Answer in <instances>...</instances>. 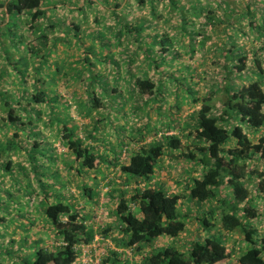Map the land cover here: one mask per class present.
Masks as SVG:
<instances>
[{"label": "trees", "instance_id": "trees-1", "mask_svg": "<svg viewBox=\"0 0 264 264\" xmlns=\"http://www.w3.org/2000/svg\"><path fill=\"white\" fill-rule=\"evenodd\" d=\"M122 1L114 2V5H120ZM209 1L205 0L200 6L195 3L183 6L191 11L206 8L209 13L205 17L206 21L212 22L211 18L214 13H212L211 3H213L221 15L218 20L225 19L224 13H222L223 9L220 8V5H223V0ZM251 1L253 0H246L242 10L228 5L230 11L227 21L232 17H247L251 12ZM167 2L169 7L176 8L180 14L182 13V7L177 5L178 0H167ZM61 3L64 9L68 7L63 4L65 2ZM78 3L73 6V9L83 8L85 1L81 0ZM52 8H54V3L50 5L48 0H0V33L6 32L12 35L10 43L12 47H18V43L21 41L14 37L19 16L25 17L28 22L24 28L32 31L34 36L26 43V47L29 49L28 52L33 53L34 62H37L33 67L36 73L40 69V65L46 64V55L51 48L46 44V36L43 31L52 25L59 27V24L50 21L48 10ZM260 15L264 22V15ZM121 21H119L121 26L112 34L98 33L95 36L98 45L89 44L86 51L98 54L100 59L114 62L118 70V63L121 60L124 61L128 55L121 52L119 57H115L114 52L108 53L105 48L107 47L109 50V46L113 43V46L116 45L119 49L121 47L120 36L130 33L136 42L150 41L159 46L156 57L147 60L153 64V67L157 68L161 60L166 61L168 58L174 57L173 55L181 58V52L171 48L169 44L171 38L165 31L160 34L154 31L155 33L153 32L149 37L142 39L141 24ZM72 23H66L67 29L78 26L77 23ZM149 25L146 24L145 27ZM227 27L236 30L233 24L228 23ZM195 32L192 33L194 38ZM263 46L264 43L260 47ZM97 47L102 50L98 51ZM228 50L232 54L231 63L229 67L225 64V67L236 72L237 77L224 76L220 88L223 93L218 110L212 103L209 94L192 99L197 103L196 106L187 110L182 118L184 125L189 126L187 133L184 132L181 119L178 117V114L186 106L175 105L177 114L174 118H179L177 122L174 120L171 124L167 122L153 126V130H149V134L147 132L146 135L142 133L145 127L142 126L138 138L127 137L125 139L122 137L116 156L112 153L111 156H107L106 148L95 149L98 143H92L96 137L92 132L93 127L88 126L89 122L77 123L73 121V118H70L68 122L72 124L68 126L64 123L65 119L59 118L60 114H56L57 112L53 116L47 114L46 120L53 121L56 118L61 120L60 126L57 128V131L60 132L58 141L63 148L62 151L71 154L73 156L71 160L76 161L79 165V167L75 165L74 174L90 173L91 169H94L95 165L99 163L106 165L107 168L116 169L122 185L114 186L110 192L107 191L108 194L105 193V197L109 196L115 201L113 207L115 220L113 219L110 223H102L103 225L100 224L94 228L91 223L85 220L82 208L78 206V203L73 207L71 203L60 200L57 195L60 192L54 193L53 197V193L44 189V196L39 199L38 206L44 221L51 227V240L45 243L39 234L35 233L30 251L24 255H18L16 262H20V264H69L76 257L75 244L89 242L93 238L94 232L104 236L109 231L107 229L111 228V231L112 229L118 231L113 236V240L114 245L120 249L113 247L104 249L99 264H215L220 261H223L224 264L227 262L229 264H264V231H257V227L251 221L257 215L254 199L264 197V133L261 132L264 131V71L261 72L262 75L259 79L246 82L244 76L246 73L252 74L250 69H254L253 66L248 69L242 55L237 56L241 62L237 61L234 57L235 54L240 53L237 48L232 49L230 46ZM166 51L172 53L167 56L165 55ZM188 51L191 52L192 48L190 47ZM255 51L253 53L254 67L260 72L264 69L261 67L264 57L260 58ZM13 62L22 64V67L17 70L19 82L22 84L28 82L25 77L28 61L19 56ZM87 62L89 63V61ZM181 65L188 71L186 67L189 64L181 62ZM129 67L130 65L127 63L124 71L128 73ZM3 72L1 69L0 74ZM130 75L128 88L133 93L139 96L155 93L157 89L155 81L148 77ZM47 76L46 72L32 78L33 81L30 83L32 91L22 86L20 90L17 89L20 91L17 96L9 97L0 94V100H2L0 109L3 111V114L0 115V128L5 126L22 127L23 120L20 112L25 111L26 107L19 106L21 98L26 102L49 103L51 108H54L55 104L63 103L61 95L52 86L53 83L46 80ZM189 76L191 75L189 74ZM178 81L184 84L181 79ZM186 91H190L189 86ZM99 101V98L92 92L90 97L85 96L84 107L86 109L89 103L94 107L100 103ZM64 102L66 101L64 100ZM30 109L32 115L39 116L38 108ZM172 112L173 110L169 111V113ZM84 114L87 112L84 111ZM73 126L75 132L72 129ZM175 129H178L179 133ZM167 130H171V132L166 133ZM13 134H16L15 130ZM182 135L183 138H186V143L183 142ZM33 144L30 150L23 151L27 158L34 152L45 155L44 152L36 149L38 146L36 141ZM100 145L103 146V144ZM183 146L186 150H183ZM20 147L22 148V145ZM15 148L19 150V142L13 137L5 142L0 140V154L5 149L14 151ZM175 150L176 154L173 157L176 160L186 159L190 165L199 167V174L191 175L186 179L185 183L187 184H184L183 193L169 190V186L163 180L152 181L151 178L162 155L167 152L172 155V151ZM50 157L53 160L55 155L52 154ZM31 158L29 160L32 161L33 158ZM33 165V172L34 170L37 172V164ZM0 168L14 169L10 165V158ZM24 173L26 174L25 171ZM50 174H54L56 177L61 174V171L53 167ZM60 177L62 176L60 175ZM129 177L135 179L134 185L130 188L125 185L129 181ZM112 181L110 178L106 183ZM67 182L68 180L62 177L58 183ZM47 184L40 182L43 188ZM75 184L77 185V181ZM3 189L7 191L5 188ZM81 190L89 196L91 189L88 185L81 183ZM97 190L99 192V187ZM112 192L114 193L112 194ZM84 194L82 197L85 196ZM185 195L189 202L188 205L194 206L195 211L188 212L185 211L188 210L187 208L179 206L180 197ZM217 196L220 197L215 198ZM212 198L219 200L214 204L210 202ZM96 202L97 198L93 204ZM203 202L208 204L204 206ZM191 216L197 221L195 220L192 229H187L188 236L181 238L186 234L184 233L179 238H175L184 231L185 223ZM217 224L222 231L214 227ZM232 230H238L242 242L244 241L246 244L244 249L236 253L232 247H227L225 244V235ZM167 238L173 239L167 241ZM175 239L182 244V248L181 245L176 246L173 243ZM1 254H6L9 257L10 252L0 249V264H6Z\"/></svg>", "mask_w": 264, "mask_h": 264}, {"label": "rangeland", "instance_id": "rangeland-1", "mask_svg": "<svg viewBox=\"0 0 264 264\" xmlns=\"http://www.w3.org/2000/svg\"><path fill=\"white\" fill-rule=\"evenodd\" d=\"M78 1L81 2V0H48L50 5L54 3V8L48 10L50 21L59 24V27L52 25L43 31L46 36V44L51 48L46 55V64L40 65L37 73L33 69L37 62H34L33 53L28 52L29 49L26 47V43L34 35L32 31L24 28L28 23L25 17L19 16L15 28L14 37L21 40L18 47L10 45L12 35L6 32L0 33V70L4 71L0 74V94L9 97L17 96L20 94L17 89L20 90L22 86L32 91L30 84L33 81L32 78L47 72L46 80L53 83L52 86L56 88L63 100V103L55 104V107L51 108L49 103L26 102L21 98L19 106L26 107L25 111L20 112L23 120L22 127L5 126L0 128L1 141L5 142L13 137L19 142V150L16 148L14 151L5 149L0 154V166L5 165V162L10 158V165L14 168H0V188L3 187L7 190L0 189V249L10 252L9 257L6 254H1L6 264H20V262H16V257L30 251L35 233H38L45 243L50 242L51 227L44 221L38 206L39 199L44 196L45 190L53 193L52 196L57 192L62 193L57 194L60 200L71 203L73 207L77 203L79 207L80 204L83 205L86 209L82 214L84 218H88L91 214L89 208L99 194L97 190L100 185L99 176L101 173L111 170V167L107 168L106 165L99 163L95 165L94 169H91L90 173L74 174L75 165L77 167L79 165L76 161L71 160L73 158L71 154L62 151L63 148L58 141L60 132L57 131V128L60 126L61 120L57 118L53 121L46 120L47 114H52V116L60 114L59 118L65 119L64 123L68 126L72 124L68 122L70 118H73V121L77 123L89 122L88 126L93 127L92 132L96 137L92 143H98L95 149L106 148L108 155L112 153L116 156L122 137L125 139L127 137L138 138L142 126L146 127L142 131L146 135L149 130H153V126L167 122L171 124L180 118L183 130L187 133L189 126L184 125L182 118L187 110L196 106L197 103L192 100L194 97L204 94L211 95V101L218 110L223 93L220 88L224 76L237 77V73L228 68L232 56L228 50L230 46L232 49L237 48L240 51V53L235 51L238 53L234 55L236 59L238 55H242L245 66L254 68L250 69L252 74H245L246 82L259 79L262 75L261 72L264 71L263 69L259 72L254 67L253 61L255 50L260 58L264 57V46L260 47L264 43V22L260 15H264V0L251 1V12L247 17H232L229 21H227L229 6L242 10L246 0H223V5H220V8L223 9L222 13H224L225 19L220 21L218 18L221 15L211 3L212 13H214L211 18L212 22L206 21L205 17L209 14L206 8L191 11L183 6H190L191 3L200 6L205 0H178L177 5L183 9L181 14L178 9L169 7L167 0H123L120 5H114V2L119 0H84L83 8L73 9ZM61 2H65L63 4L68 7L64 9ZM258 10L259 12H257ZM120 20L123 23L141 24L142 39L149 37L154 31L158 34L165 31L171 38L169 43L171 48L181 52V58L173 55L174 57L168 58L166 61L159 59V66L153 67V64L147 60L156 57L159 46L150 41L136 42L130 33L120 36L121 47L119 49L116 45L114 47L113 43L109 46V50L104 47L108 53L114 52L115 57H119L121 52L128 55L124 61L121 60L118 63V70L114 62L100 59L98 54L86 51L89 44L98 45L97 37H95L98 33L112 34L121 26ZM72 22L77 23L78 26L67 29L66 23L73 24ZM228 23L233 24L236 30L227 27ZM43 24H45L44 21ZM146 24L150 25L145 27ZM193 31H196L195 38L192 34ZM98 47L97 50L101 51L102 49H98ZM190 47L192 48L191 52L188 51ZM171 53V51H166L165 55L169 56ZM19 56L28 61V70L25 76L28 82L24 84L19 82L17 76V70L22 67V64L13 62ZM32 60L33 62H31ZM237 61L241 62L238 59ZM181 62L189 64L186 67L188 71L184 69ZM127 63L130 65L128 73L124 71ZM225 64L228 67H225ZM261 64V67L264 68V62ZM130 74L148 77L155 81L157 83L155 93L139 96L129 90ZM180 79L184 84L178 81ZM187 86H189V92L186 91ZM92 92L99 98L100 103L94 107L89 103L85 109L84 98L85 96L90 97ZM175 105L186 106L180 113L178 112L179 118H174L177 114ZM168 107L172 109L169 110ZM30 108H38L39 116L32 115ZM172 110L173 112L169 113ZM84 111L87 114L83 115ZM55 112L57 113L55 114ZM1 114L3 111L0 109ZM72 129L75 132L74 126ZM14 130L16 134H13ZM175 131L179 133L178 129ZM165 132L170 133L171 130ZM261 132L264 133V131ZM256 134L258 135V133ZM254 136L256 137L255 134ZM34 141L38 143L36 149L44 152L45 155L34 152L29 155L33 158L31 161L23 151L30 150ZM183 142L186 143V138H183ZM183 150H186L184 146ZM52 154L55 155L53 160L50 157ZM174 154H176V150L172 151V155L168 152L164 153L163 158L161 157V161L160 159L159 161L161 167L168 169L167 178L174 180L171 184L172 188L176 185L177 191L183 193L184 184H187L185 183L186 179L191 175L199 174V167L190 165L186 159L176 161L173 157ZM169 156L172 158L170 159ZM165 160L167 161L164 162ZM33 164H37V172L35 170L33 172ZM53 167L58 168L61 174L56 177L54 174H50ZM182 168L183 173L180 174ZM98 170H101V173ZM60 175L68 182L58 183L62 179V177L59 178ZM75 181H77V185ZM40 182L48 184L43 188ZM81 183L90 187L89 196L81 190ZM83 194L85 196L82 197ZM218 197L220 196L215 198ZM215 198L210 199V202L216 204L219 199ZM88 201L90 207L85 206ZM253 202L257 215L251 221L257 227V231L263 232L264 197L256 198ZM188 204L186 195L180 197L179 206L187 208L188 210L185 211L188 212L195 211V207L192 205L190 207ZM202 204L206 206L208 203L203 202ZM110 214L115 215L113 208L107 212V215ZM101 216L102 211L98 208L93 215L94 221L101 218L96 221L97 226L109 222ZM195 220L193 216L189 217L184 230L192 229ZM214 227L222 231L219 224ZM96 234L101 236L99 233ZM225 236L226 246L232 247L234 253L244 249L246 244L244 241L242 242L238 230H232ZM101 239L102 237L98 240ZM173 243L176 246L181 245L182 248V244L178 243L177 239ZM113 244L112 242L111 245ZM111 245L108 242L99 241L98 243L101 249L112 247ZM220 263L224 264L223 261L215 264ZM227 264L229 263L227 262Z\"/></svg>", "mask_w": 264, "mask_h": 264}, {"label": "crops", "instance_id": "crops-1", "mask_svg": "<svg viewBox=\"0 0 264 264\" xmlns=\"http://www.w3.org/2000/svg\"><path fill=\"white\" fill-rule=\"evenodd\" d=\"M108 156H111V155H108ZM163 158V157H162ZM169 158L171 159L172 156H169ZM176 160V158H175ZM161 161V159H160ZM160 161L158 160V165L155 167V170H154V174L153 176L151 177L152 178V181H155V180H163L165 182V184H167L168 186H171V184H173V181L174 180H171L169 178H167V172H168V169L167 167H161L162 165L160 164ZM167 160H165L164 162H166ZM178 161V160H176ZM103 165V164H102ZM165 165V164H164ZM166 169V170H165ZM99 173H101L100 171L101 170H98ZM107 171V169H106ZM164 171V173L162 174V172ZM178 172V171H177ZM183 173V168L182 170L180 171V174ZM101 176H99L100 178V185H99V194H98V197H97V202L95 204H91V207H93L94 209L91 210V214H90V217L88 218H85V220L89 223L92 224V226L94 228H96L97 226V223L96 221H98L99 219H97L96 221L93 220V215L94 213L98 210V208L102 211V218L103 219H107V221H109L108 223H110L113 219L115 220V215H107V212L108 211H111V209L114 207L115 205V201L111 198V197H105V193L108 194V192L111 191V189L115 186V187H120L122 184L120 182V178H118V174H117V171L116 169L112 168L111 167V170L110 172H103L100 174ZM121 179H122V176H120ZM112 179L114 181L111 182V183H106L108 179ZM129 181L125 183V185L130 188L131 186H133L134 184V180L132 177H129ZM172 182V183H171ZM170 183V184H169ZM136 184V183H135ZM124 185V186H125ZM170 188V189H169ZM169 190H172V191H175V192H178L177 189H176V185L174 186V188L171 187H168ZM108 191V192H107ZM114 192H112L113 194ZM180 201V200H179ZM89 201L85 204L86 207H90L89 206ZM81 208H82V212L83 210H85L86 208L81 205ZM90 210V208H89ZM118 233V231L116 230V232H114V229H112L111 231V228H109V231L107 232V235L106 236H102V239L99 240L101 242H108L110 245L112 244V242L114 243V240H113V236ZM184 233H186L185 235H183ZM96 232H94L93 236H95ZM183 235V236H182ZM180 236H182L181 238H183L184 236H188L187 234V228L186 230L182 231L181 233H179L175 238H179ZM180 238V239H181ZM173 238H167L166 240L167 241H171ZM165 240V241H166ZM178 242V240H177ZM113 248H117V249H120L119 247H116L114 244L111 245Z\"/></svg>", "mask_w": 264, "mask_h": 264}, {"label": "built area", "instance_id": "built-area-1", "mask_svg": "<svg viewBox=\"0 0 264 264\" xmlns=\"http://www.w3.org/2000/svg\"><path fill=\"white\" fill-rule=\"evenodd\" d=\"M98 236L87 243H77L74 246L76 257L69 264H99L102 249L98 246Z\"/></svg>", "mask_w": 264, "mask_h": 264}, {"label": "clouds", "instance_id": "clouds-1", "mask_svg": "<svg viewBox=\"0 0 264 264\" xmlns=\"http://www.w3.org/2000/svg\"><path fill=\"white\" fill-rule=\"evenodd\" d=\"M95 235L98 236V237H100V238L102 237V236H99L98 234H95ZM104 249H105V248H104ZM104 249H102V253H103V250H104ZM102 253H101V254H102Z\"/></svg>", "mask_w": 264, "mask_h": 264}]
</instances>
